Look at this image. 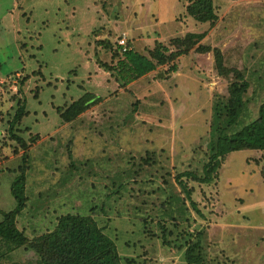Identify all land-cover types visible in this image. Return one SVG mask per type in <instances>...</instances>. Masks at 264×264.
I'll return each instance as SVG.
<instances>
[{
    "label": "rangeland",
    "instance_id": "obj_1",
    "mask_svg": "<svg viewBox=\"0 0 264 264\" xmlns=\"http://www.w3.org/2000/svg\"><path fill=\"white\" fill-rule=\"evenodd\" d=\"M189 1L0 0V209L16 208L11 186L25 168L27 204L16 222L28 239L0 241L1 264H41L31 243L67 214L92 216L124 264H188L198 239L209 264H264V151L229 154L211 184L184 178L201 215L177 181L202 175L214 101L234 80L218 73L214 50L249 82L240 125L258 117L264 0H214L212 25L187 14ZM124 33L145 56L157 42L173 52L172 40L206 35L176 72L161 66L122 87L100 64L123 58ZM87 93L99 100L64 122L60 110ZM22 105L28 114L14 132L26 148L9 132Z\"/></svg>",
    "mask_w": 264,
    "mask_h": 264
},
{
    "label": "trees",
    "instance_id": "obj_2",
    "mask_svg": "<svg viewBox=\"0 0 264 264\" xmlns=\"http://www.w3.org/2000/svg\"><path fill=\"white\" fill-rule=\"evenodd\" d=\"M186 12L199 23H211L212 25L218 19L214 0H190ZM205 35V33H192L185 39L172 40V45L176 47L173 52L161 42H157L155 48L149 51L148 56L135 50L124 53L117 48V53L123 57L117 64L113 66L106 63L100 64V62L99 64L101 68L116 77L120 86L125 87L161 66L172 64L170 71L176 72L178 58L187 55L200 40L205 38ZM212 50L204 46L196 48L198 53H208ZM214 55L218 73L226 76L233 73L234 80L229 86L228 97L219 96L214 101L210 140L207 145L208 161L203 166L202 175L198 172H184L177 177L178 184L186 198L200 215V210L192 198L193 190L188 187L184 178L199 184H211L218 178V172L229 154L243 150L264 151V104L261 105L256 119L240 125L246 111L245 96L250 87L249 82L243 72L226 69L220 50H214ZM97 97L90 93L85 94L64 110H60L61 118L67 123L74 121L99 100ZM27 114L25 107L20 106L9 129L12 139L17 140L24 148H26V143L15 134L14 127ZM24 156L23 161L25 162ZM69 156L72 158L71 152ZM261 174L264 177V166H262ZM26 181V169L22 167L20 175L11 186L12 196L17 203L16 208L12 211L0 209V241L16 247L28 243L27 237L18 229L16 222L27 204ZM31 245L39 252L41 264H124L114 240L106 235L92 216L74 214L61 216L53 232L46 234ZM201 250L199 239L191 241L185 254L187 263L209 264L205 261ZM2 258L0 252V264Z\"/></svg>",
    "mask_w": 264,
    "mask_h": 264
},
{
    "label": "built area",
    "instance_id": "obj_3",
    "mask_svg": "<svg viewBox=\"0 0 264 264\" xmlns=\"http://www.w3.org/2000/svg\"><path fill=\"white\" fill-rule=\"evenodd\" d=\"M126 37H127V34L124 33L122 37H120L118 40H117V44H118V48H120V50L122 52H129V51H133L134 50V47L133 46H129L127 44V40H126Z\"/></svg>",
    "mask_w": 264,
    "mask_h": 264
}]
</instances>
